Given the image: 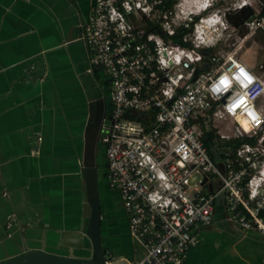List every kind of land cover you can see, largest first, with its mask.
<instances>
[{
  "label": "built area",
  "instance_id": "2783aa9c",
  "mask_svg": "<svg viewBox=\"0 0 264 264\" xmlns=\"http://www.w3.org/2000/svg\"><path fill=\"white\" fill-rule=\"evenodd\" d=\"M161 4L92 0L82 26L89 64L109 83V123L100 137L103 178L118 194L129 235L143 251L130 264H186V252L197 243L193 230L211 224L221 194L227 222L264 235V57L251 51L260 47L255 40L244 47L264 32V14L253 12L234 48L219 58L218 33L210 28L218 23L203 22L216 16L234 33L238 28L222 21L225 12L194 21L174 13L176 4L172 10ZM245 6L242 1L232 10ZM181 29L187 31L184 46L173 41ZM211 49L210 68L196 76L201 50ZM209 122L233 128L232 135L219 131L221 139L257 142L214 160L200 127Z\"/></svg>",
  "mask_w": 264,
  "mask_h": 264
},
{
  "label": "crops",
  "instance_id": "0c3cea01",
  "mask_svg": "<svg viewBox=\"0 0 264 264\" xmlns=\"http://www.w3.org/2000/svg\"><path fill=\"white\" fill-rule=\"evenodd\" d=\"M91 3L0 0V261L25 247L90 253L81 171L92 158L97 169L106 168L99 123L109 103L107 78L90 66L81 40ZM100 173L103 253L108 264H130L143 251ZM224 204L221 194L211 224L193 230L197 243L186 264H264V235L227 222Z\"/></svg>",
  "mask_w": 264,
  "mask_h": 264
},
{
  "label": "water",
  "instance_id": "95a60500",
  "mask_svg": "<svg viewBox=\"0 0 264 264\" xmlns=\"http://www.w3.org/2000/svg\"><path fill=\"white\" fill-rule=\"evenodd\" d=\"M237 13L244 14V17H241L239 22H234V27L243 24L253 14V10L250 7H243ZM106 124H108V121ZM91 160L92 165H85L81 171L86 185L87 200L90 208L85 229V234L90 239L89 255L84 257H78L73 254L61 255L46 252L40 248L29 249L25 247L19 255L3 259L0 264H108L101 244V210L97 165L93 163V158Z\"/></svg>",
  "mask_w": 264,
  "mask_h": 264
},
{
  "label": "rangeland",
  "instance_id": "374dc122",
  "mask_svg": "<svg viewBox=\"0 0 264 264\" xmlns=\"http://www.w3.org/2000/svg\"><path fill=\"white\" fill-rule=\"evenodd\" d=\"M207 1H209L210 6L204 11H200L201 7H203V5L206 4ZM242 1L246 3L247 6L245 7H250L251 10H253V12H260L262 8H264V0H176L177 3L174 8V13H177L182 18L190 17L194 21L195 20L198 21L200 18L202 19L205 17H209L211 15H217L219 17L225 12L222 21L224 20L223 21L224 24L226 23L234 27L233 25L234 22L235 23L239 22L241 17H244V14L237 13L238 10L233 11L232 9L235 6H237V4H240ZM215 18L217 19L216 16ZM210 28L213 30L214 35L218 33L217 36L219 40L218 43L216 44V47L214 48V54L219 58L222 55L226 54L228 51H231L234 48L231 46V44L236 43L237 37L242 36L245 33V30L242 27V25H239L237 27L238 29L234 33H230L228 29L223 30V26L221 25V23H218L217 25ZM254 40L260 47H258V49L253 47L251 51H255V50L258 51V54L263 59L264 57L263 34L258 33L257 35H255L250 41L244 43V47H248ZM243 49L238 51L237 53L238 56L241 55ZM212 127L217 130L218 135L220 134L219 131L223 133H227L229 135H232L233 133V128L226 123L215 122L212 123Z\"/></svg>",
  "mask_w": 264,
  "mask_h": 264
},
{
  "label": "trees",
  "instance_id": "16d2710c",
  "mask_svg": "<svg viewBox=\"0 0 264 264\" xmlns=\"http://www.w3.org/2000/svg\"><path fill=\"white\" fill-rule=\"evenodd\" d=\"M162 4L158 7L160 9H169L172 10L173 6L177 3L176 0H161ZM260 14H264V8L260 11ZM187 32L184 29L179 30V33L173 37V41L176 42L179 45L184 46V43L182 42L181 38L182 35ZM264 35V32L262 33ZM213 50H201V54L203 56V64L200 69H198L196 76L199 75L201 72L208 70L211 66L210 62V55L212 54ZM200 127L202 129V139L204 141V144L206 148L209 150V153L211 157L214 160H217L221 153L236 149L242 144H250L255 145L257 142V137H240L236 139H230L225 140L221 139L219 135L217 134V130L212 127V124L209 123H200ZM263 147H264V141H263Z\"/></svg>",
  "mask_w": 264,
  "mask_h": 264
},
{
  "label": "flooded vegetation",
  "instance_id": "af4514ba",
  "mask_svg": "<svg viewBox=\"0 0 264 264\" xmlns=\"http://www.w3.org/2000/svg\"><path fill=\"white\" fill-rule=\"evenodd\" d=\"M107 97H108V102H109V89H108V95H107ZM109 112H110V103H107V105H105V107H104V111L102 113V117H101V120H100V123H99V138L101 137V133L103 132V130L108 125V124H106V122L108 121V118H109ZM108 123H109V121H108ZM100 169H101V173H102V175L100 173V175H101L100 176V178H101V184L105 187L106 190H108L111 194H113L114 196H116L119 199L116 191H114L113 189H111L109 187L106 179L103 178V175H104V172H105L106 168L104 166H102V168H101V166H99L97 170L100 172ZM99 188H100V185L98 186V190H99V199H101L100 200V203H101V201L104 199V194L102 193V190H100ZM100 193H101V197H100ZM100 210H101V216H102V213H103L102 206L100 207Z\"/></svg>",
  "mask_w": 264,
  "mask_h": 264
},
{
  "label": "bare ground",
  "instance_id": "6f19581e",
  "mask_svg": "<svg viewBox=\"0 0 264 264\" xmlns=\"http://www.w3.org/2000/svg\"><path fill=\"white\" fill-rule=\"evenodd\" d=\"M217 23H219V22L216 19H213L210 22H203L204 25H207V24H213V25H215Z\"/></svg>",
  "mask_w": 264,
  "mask_h": 264
}]
</instances>
